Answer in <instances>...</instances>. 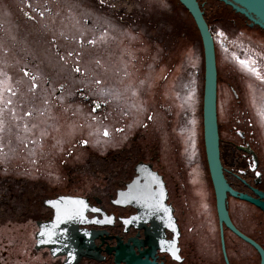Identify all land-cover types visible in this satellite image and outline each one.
<instances>
[{
    "label": "flooded vegetation",
    "instance_id": "obj_1",
    "mask_svg": "<svg viewBox=\"0 0 264 264\" xmlns=\"http://www.w3.org/2000/svg\"><path fill=\"white\" fill-rule=\"evenodd\" d=\"M236 16L264 52V30ZM252 57L264 73V53L260 62ZM226 84L232 106L246 107L218 103L220 127L228 116V136L220 128L225 174L235 190L264 201L256 191L264 193V130L242 75ZM65 88L55 87L54 100ZM85 90L81 107L14 110L16 120L28 113V140L20 154L14 128L0 139V264H264L260 205L229 194L238 231L220 224L204 130L198 141L177 107L143 115Z\"/></svg>",
    "mask_w": 264,
    "mask_h": 264
},
{
    "label": "rangeland",
    "instance_id": "obj_2",
    "mask_svg": "<svg viewBox=\"0 0 264 264\" xmlns=\"http://www.w3.org/2000/svg\"><path fill=\"white\" fill-rule=\"evenodd\" d=\"M205 6L212 31L231 41L227 48L216 44L223 76L219 107H246L245 101L236 104L233 100L232 106L229 100L226 83L237 71L264 130V73L252 57L260 62L263 49L249 38L244 18L239 19L229 6L218 0H206ZM25 10L33 18L26 16ZM50 11L62 15L58 13L52 26H45ZM187 22L191 29L188 48L182 54L180 49L174 59L163 55L160 60L161 48L171 51L179 40L174 34ZM53 28L58 31L52 32ZM57 33L65 38L57 37ZM54 39L59 41L58 46ZM77 66L80 71H76ZM47 75L52 77L49 83ZM59 83L66 88L54 100ZM203 86L202 41L191 19L174 0H0V139H7L14 128V137H19L16 153H23L28 140V113L16 120L14 110L58 107V103L81 107V87L95 98L111 97L116 107H141L143 115L148 107L160 104L177 107L190 132L202 140ZM222 119L224 138L228 136V116ZM98 131L94 126V132ZM222 148L232 163L230 148L225 144ZM8 158L4 156L3 161ZM24 158L19 156L15 161L20 164Z\"/></svg>",
    "mask_w": 264,
    "mask_h": 264
},
{
    "label": "water",
    "instance_id": "obj_3",
    "mask_svg": "<svg viewBox=\"0 0 264 264\" xmlns=\"http://www.w3.org/2000/svg\"><path fill=\"white\" fill-rule=\"evenodd\" d=\"M201 0H179L193 16L200 31L204 55L203 130L206 157L213 182L220 224L238 231L233 225L227 207L228 195L251 201L264 209V201L235 190L229 183L221 158V138L218 121V64L217 46ZM244 16L250 26L264 30V0H218ZM244 148V147H243ZM264 198V193L256 190Z\"/></svg>",
    "mask_w": 264,
    "mask_h": 264
},
{
    "label": "trees",
    "instance_id": "obj_4",
    "mask_svg": "<svg viewBox=\"0 0 264 264\" xmlns=\"http://www.w3.org/2000/svg\"><path fill=\"white\" fill-rule=\"evenodd\" d=\"M175 2H176V4L180 7V8H182L185 12H186V14H187V16L189 17V19H191V21L193 22V26H194V28H195V30L197 31V33H198V35H199V37H200V39H201V35H200V31H199V29H198V26H197V24H196V22H195V20H194V18H193V16L190 14V12L179 2V0H174ZM205 1L206 0H201L200 2L201 3H203V9L205 10V16H206V18H207V21H208V23H209V25H210V20L208 19V17H207V14H206V6H205ZM230 9H231V7H230ZM231 11L232 12H234L232 9H231ZM190 31H191V29H190V25H188V22H187V25H186V27L185 28H183V29H181L176 35L174 34V38L176 39V37H177V39H179L178 41H177V43H175L174 44V46L171 48V51L170 50H168V49H165V48H161L162 50H163V54H162V56L161 57H163V55L165 56V55H167V56H171L172 57V59H174V57H175V55H176V53H178V51H180V49H181V51H180V54H182V52L183 51H185L187 48H188V46L190 45ZM201 41H202V39H201ZM223 80V76H222V74H221V71L219 70V67H218V103H219V92H221V89H220V87H221V81Z\"/></svg>",
    "mask_w": 264,
    "mask_h": 264
},
{
    "label": "crops",
    "instance_id": "obj_5",
    "mask_svg": "<svg viewBox=\"0 0 264 264\" xmlns=\"http://www.w3.org/2000/svg\"><path fill=\"white\" fill-rule=\"evenodd\" d=\"M48 15H50V16H48V18L46 19V21H45V23H43V25H50V24H52L51 22H55V20H56V16H57V14H55V13H52V11H50L49 13H48ZM45 16V15H44ZM71 15H69V17H70ZM70 20H71V18H69V22H70ZM55 24V23H54ZM71 25V24H70ZM50 26H52V25H50ZM51 27H47V29H50ZM56 31H58V30H56L55 28H53V31L52 32H56ZM59 33H57L56 35H57V37L58 36H61L62 34L60 33V35H58ZM63 36V35H62ZM60 37V38H65L64 36L63 37ZM52 38H56V37H52ZM55 40V42H57L56 44H57V46L59 45V41L57 40V39H54ZM60 41L62 40V39H59ZM62 41H65V40H62ZM61 41V43H63ZM70 43V42H69ZM47 76H49V75H47Z\"/></svg>",
    "mask_w": 264,
    "mask_h": 264
},
{
    "label": "built area",
    "instance_id": "obj_6",
    "mask_svg": "<svg viewBox=\"0 0 264 264\" xmlns=\"http://www.w3.org/2000/svg\"><path fill=\"white\" fill-rule=\"evenodd\" d=\"M212 33H213V37H214V39H215V42H216V44H218V45H222L223 47H228L229 46V44L231 43V41L230 40H228V38L226 39V38H224V35L223 34H221L220 32H217V33H215V32H213L212 31ZM217 46V45H216ZM242 62H246V63H248V60L247 61H244V60H242V59H240Z\"/></svg>",
    "mask_w": 264,
    "mask_h": 264
},
{
    "label": "snow or ice",
    "instance_id": "obj_7",
    "mask_svg": "<svg viewBox=\"0 0 264 264\" xmlns=\"http://www.w3.org/2000/svg\"><path fill=\"white\" fill-rule=\"evenodd\" d=\"M76 71H80V69L77 68ZM79 203H82V202H79ZM173 255H175V253H173ZM177 259H179V257H177Z\"/></svg>",
    "mask_w": 264,
    "mask_h": 264
}]
</instances>
